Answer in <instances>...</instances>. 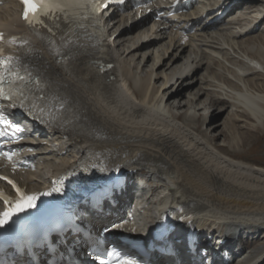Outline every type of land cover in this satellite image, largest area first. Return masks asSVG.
<instances>
[{"label": "bare ground", "instance_id": "bare-ground-1", "mask_svg": "<svg viewBox=\"0 0 264 264\" xmlns=\"http://www.w3.org/2000/svg\"><path fill=\"white\" fill-rule=\"evenodd\" d=\"M16 6L3 2L0 29L27 35L36 81L76 125L48 128L24 121L34 139L21 154L30 163L16 175L22 186L45 189L50 175L99 156L104 171L122 170L128 182L141 173L148 184L149 194L142 190L139 201L134 184L116 195L119 204L132 199L131 212L143 210L137 217L140 226L180 192L193 212L186 228L205 230L202 240L209 233L215 241L209 246L210 264H264V159L257 163L244 151L252 138L264 134V0H206L175 22L153 21L137 30L149 18H140L144 11L114 10L105 18L109 35L116 34L108 51L113 66L106 73L99 72L86 41H79L69 66H61L56 55L28 35ZM225 8L227 20L212 26ZM184 26L186 33L180 35ZM259 27L262 31L253 34ZM211 108L225 110L226 120L206 124ZM106 209L104 204L92 216L96 225L111 221L103 216ZM174 251L185 259L178 243ZM152 256L164 259L154 251ZM205 257L204 250L200 258Z\"/></svg>", "mask_w": 264, "mask_h": 264}, {"label": "snow or ice", "instance_id": "snow-or-ice-1", "mask_svg": "<svg viewBox=\"0 0 264 264\" xmlns=\"http://www.w3.org/2000/svg\"><path fill=\"white\" fill-rule=\"evenodd\" d=\"M24 10H23V19L27 22H30L29 17L30 15H35L37 14L41 7L43 6L44 0H21ZM117 2H122V0H117ZM111 3V0H109V4ZM109 5H105V9H107ZM3 49H0V52H2ZM11 58H9L10 60ZM5 64V61L0 59V68H3ZM19 79H23L22 77H18ZM5 82V77L0 74V97L4 96V90H3V84ZM11 83V81H9ZM13 107H17V105H13ZM19 107H23V105H19ZM31 111V109L29 110ZM34 119H42V116H35L33 117ZM0 137L7 138L8 133L0 131ZM118 171V169H117ZM7 179V178H5ZM62 185V181L60 182ZM19 191V189H17ZM63 188L62 187H53L52 192H62ZM52 192H46L43 193L42 195H51ZM7 203V202H6ZM37 208V195L32 194V195H27V194H22L20 195L19 199L15 202L14 205L9 206L6 208L3 213H0V229H4L6 226H10L14 222V217H18L21 213H25L28 210H32ZM164 218V217H161ZM176 219H180L183 222L188 223V218H186L183 215L175 217ZM71 231V227L69 226L67 228V231L65 232V235H67V232ZM53 235L59 237L60 233L56 232ZM115 249L112 251H109L107 255H112ZM99 264H107V261L103 257H97Z\"/></svg>", "mask_w": 264, "mask_h": 264}, {"label": "rangeland", "instance_id": "rangeland-1", "mask_svg": "<svg viewBox=\"0 0 264 264\" xmlns=\"http://www.w3.org/2000/svg\"><path fill=\"white\" fill-rule=\"evenodd\" d=\"M236 10L233 9V12L231 13V15L234 14ZM112 24L109 25V27L111 26ZM262 29L259 27L255 32H253V34L255 33H258V32H261ZM142 65V64H141ZM151 66V60L149 59L147 62H146V65H145V69H148V67ZM242 66L241 64H239V66H237L236 68L237 69H240L239 67ZM151 69V68H150ZM160 81V80H159ZM210 111V112H209ZM209 115V119L207 120V123L206 124H209L211 125L212 123L214 122H219V121H225L226 120V115L224 116L225 114V110L223 111H216L215 108H211L210 110L207 111ZM219 128V125L216 126L215 129ZM242 131H247V132H252L248 129H243ZM81 137V136H79ZM219 140V139H218ZM217 140V141H218ZM77 142H80V141H77ZM264 134L261 135L260 137H255V138H252L248 144H246L244 146V151H245V154L247 156V158L249 159H255L254 161H257L258 163V159H264ZM19 181V180H18ZM20 182V181H19ZM153 198H157L156 194L153 196ZM154 211V210H153Z\"/></svg>", "mask_w": 264, "mask_h": 264}, {"label": "water", "instance_id": "water-1", "mask_svg": "<svg viewBox=\"0 0 264 264\" xmlns=\"http://www.w3.org/2000/svg\"><path fill=\"white\" fill-rule=\"evenodd\" d=\"M33 192H35V190H33ZM6 207V206H5ZM3 208V207H2Z\"/></svg>", "mask_w": 264, "mask_h": 264}]
</instances>
